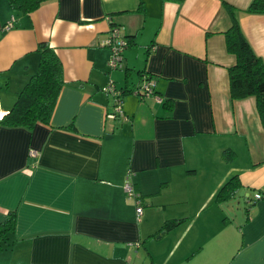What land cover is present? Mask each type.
I'll list each match as a JSON object with an SVG mask.
<instances>
[{
  "label": "crops",
  "instance_id": "crops-1",
  "mask_svg": "<svg viewBox=\"0 0 264 264\" xmlns=\"http://www.w3.org/2000/svg\"><path fill=\"white\" fill-rule=\"evenodd\" d=\"M251 1L49 0L20 15L0 0V118L35 72L38 43L54 51L63 83L47 124H0V223L14 214L0 264H264V133L253 98L229 99L223 37L224 2L264 65V14L245 13ZM151 8L158 24L137 79L124 75L118 89L145 75L165 103L129 92L126 120L109 119L107 31L115 26L130 50ZM172 169L173 193L146 201L157 182L169 192ZM126 173L139 216L122 191ZM232 176L234 194L217 201Z\"/></svg>",
  "mask_w": 264,
  "mask_h": 264
},
{
  "label": "trees",
  "instance_id": "trees-1",
  "mask_svg": "<svg viewBox=\"0 0 264 264\" xmlns=\"http://www.w3.org/2000/svg\"><path fill=\"white\" fill-rule=\"evenodd\" d=\"M46 1L49 0H6L11 11L20 15H27L35 11ZM177 1L180 2L181 0ZM223 6L230 19L228 29L223 32L225 50L234 59L233 64L226 69L229 99L230 101H239L253 98L255 112L264 133V65L260 58L253 53L239 30L233 16L235 10L224 2ZM244 12L248 14H264V0H252ZM126 43L128 46L129 40ZM36 52L38 54L37 68L16 94L9 110L0 118V124L3 126L22 127L29 130L35 124H47L49 122L58 93L63 84L61 65L54 51L47 43H38ZM143 80L153 82L150 77L140 76L139 82L130 89V94L135 96L139 102L151 98L153 101L158 99L159 102L154 101L157 104L165 103L156 94L154 82L151 93L148 96L139 91V85ZM116 91L118 96L113 101L111 100V107L113 108V106L117 105L122 111V98L129 92L123 89ZM121 114L124 117L123 112ZM117 119L122 122L121 117L118 116ZM124 120H126L125 117ZM237 186L236 177H230L215 195L216 200H228L234 194ZM13 223L14 214L9 212L0 223V244L7 243L8 236L13 229ZM175 225L176 223L172 221L165 222L160 232L168 231Z\"/></svg>",
  "mask_w": 264,
  "mask_h": 264
},
{
  "label": "rangeland",
  "instance_id": "rangeland-1",
  "mask_svg": "<svg viewBox=\"0 0 264 264\" xmlns=\"http://www.w3.org/2000/svg\"><path fill=\"white\" fill-rule=\"evenodd\" d=\"M144 18H145L144 29L142 31H140L135 36V45L133 47H131L130 50L126 49V50L122 51L124 59H126L125 54H128L129 67L130 68H128L127 70H124V68H123L124 60H123V62L121 63L120 69H118V68L117 69H111V71H110L108 69L107 62H106V69H105L106 81L109 79L108 81L110 83H112L113 86H116L115 87L116 90H118V88L123 84L124 75H126L127 81L129 79H131V80L137 79V75H136L134 67L138 65V62L140 61V59L142 57V51L144 50V46L147 45L148 43H150V41L153 39V35L157 29L158 18H157V10L155 8L154 9L151 8L150 10H148V13H145ZM131 96L134 98V100H138L135 96H133V95H131ZM151 100H153V99H151ZM168 172H169L168 174H171V176L169 178V179H171V183L168 187L169 192L166 193L164 191H161V193H160V191H159V183L160 182H157V184H156L157 189L154 191L149 190L148 193H150V194H148V195L146 194L147 195L145 197L146 201L151 202L153 199L158 197V194L173 193L175 180L177 178V169H172ZM146 177H148L150 179V182L147 184V188L151 189V185H152V181L154 179V175L149 174V175H146ZM196 189H199L198 185H196V184L188 187V189H187L188 195H194ZM133 244H137V243H133ZM0 245L3 246V243H1ZM136 246L137 245H134V249L136 248ZM136 257H137V255H136ZM139 264H142V262H140Z\"/></svg>",
  "mask_w": 264,
  "mask_h": 264
},
{
  "label": "built area",
  "instance_id": "built-area-1",
  "mask_svg": "<svg viewBox=\"0 0 264 264\" xmlns=\"http://www.w3.org/2000/svg\"><path fill=\"white\" fill-rule=\"evenodd\" d=\"M8 25L5 27V30L8 29ZM127 41L124 37L119 33L118 29L115 26H111L107 31V39L103 42L105 48L109 51V57L107 61L108 69H120L122 63V51L127 48ZM153 88V82L143 80L139 85V91L145 95H149L151 93V89ZM104 93L111 98L113 101L117 98V92L115 91L112 83H107V85L103 89ZM155 102H159V100L154 99ZM116 103V102H115ZM121 117L124 120V117L121 114L119 106H113L112 112L107 115L109 119L114 120L117 117ZM36 155L34 152H29V157L34 158ZM130 174H125V180L122 185V191L125 197L131 199L135 206V215L139 216L141 213V198L139 194L134 190L133 185L130 183L129 178ZM262 197L259 194H255L253 196V200H259Z\"/></svg>",
  "mask_w": 264,
  "mask_h": 264
}]
</instances>
